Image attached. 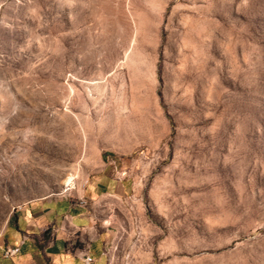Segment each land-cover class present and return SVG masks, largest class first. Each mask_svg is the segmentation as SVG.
Returning <instances> with one entry per match:
<instances>
[{
	"label": "rangeland",
	"instance_id": "rangeland-1",
	"mask_svg": "<svg viewBox=\"0 0 264 264\" xmlns=\"http://www.w3.org/2000/svg\"><path fill=\"white\" fill-rule=\"evenodd\" d=\"M104 168L107 264H264V0H0V237Z\"/></svg>",
	"mask_w": 264,
	"mask_h": 264
},
{
	"label": "crops",
	"instance_id": "crops-1",
	"mask_svg": "<svg viewBox=\"0 0 264 264\" xmlns=\"http://www.w3.org/2000/svg\"><path fill=\"white\" fill-rule=\"evenodd\" d=\"M133 192L130 180L104 168L88 178L78 196L49 197L13 208L0 237V264H85L86 253L92 264H107L118 228L96 220V211L104 198L126 199ZM15 248L18 254L5 255Z\"/></svg>",
	"mask_w": 264,
	"mask_h": 264
},
{
	"label": "built area",
	"instance_id": "built-area-1",
	"mask_svg": "<svg viewBox=\"0 0 264 264\" xmlns=\"http://www.w3.org/2000/svg\"><path fill=\"white\" fill-rule=\"evenodd\" d=\"M58 228L54 227L53 228V232L56 233L58 232ZM72 248H74L75 246H71ZM19 253V249L18 248H15V249H7L6 252H5V255L7 257H13L15 256L16 254ZM84 262L85 264H92L93 263V259L86 253L84 255Z\"/></svg>",
	"mask_w": 264,
	"mask_h": 264
}]
</instances>
